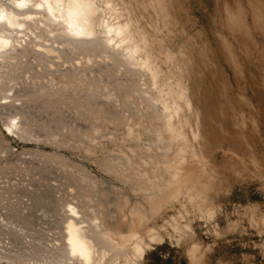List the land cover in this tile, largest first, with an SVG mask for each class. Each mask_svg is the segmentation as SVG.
Instances as JSON below:
<instances>
[{"label": "bare ground", "instance_id": "1", "mask_svg": "<svg viewBox=\"0 0 264 264\" xmlns=\"http://www.w3.org/2000/svg\"><path fill=\"white\" fill-rule=\"evenodd\" d=\"M173 1L0 0L7 130L88 154L109 139L114 149L103 147L101 170L149 203L128 214L130 197L116 183L106 181L113 194L107 185L93 194V180L73 177L86 205L64 207L58 237L0 262L38 264L36 256L42 264H143L153 244L169 238L193 241L189 257L204 264L193 221L216 219L213 195L247 180L264 190V108L245 90L230 92L208 50L180 28ZM215 5L232 36L218 33L226 60L244 87L264 96V0ZM112 77L113 85L104 84ZM48 108L45 122L31 116ZM65 109L83 124L63 118ZM246 210L252 225L264 226L257 205Z\"/></svg>", "mask_w": 264, "mask_h": 264}, {"label": "rangeland", "instance_id": "2", "mask_svg": "<svg viewBox=\"0 0 264 264\" xmlns=\"http://www.w3.org/2000/svg\"><path fill=\"white\" fill-rule=\"evenodd\" d=\"M229 2L232 4V0ZM173 13L180 28L192 37L195 45L208 50V55L228 81L230 92L238 94L245 90L255 105L264 108V96L254 94L250 87H244V80L235 74L225 58L218 33L231 40L232 36L222 11L216 9L215 0H174ZM113 81L112 77L104 84L110 86ZM74 112L62 110V117L82 125ZM52 113L53 108L38 112L32 110L31 116L45 122L52 118ZM4 122L0 117V255H28L43 244L47 236H59L64 207L77 203L80 207L86 205V200L78 199L73 192V177L86 180L88 176L93 180L95 183L89 184L93 194L103 191L106 185L111 193L114 186L108 182L116 183L118 189L130 197L128 214L139 203L149 206L143 196L132 193L128 185L101 170L103 147L114 149L109 139L102 138V145L88 154L83 148L76 149L44 136H17L7 130ZM40 130L37 133L41 135ZM118 130L120 136H124L125 128ZM89 146L87 142L83 145ZM59 157H64V161L58 160ZM217 157L221 159L222 153L219 152ZM261 187V183L255 180L237 181L233 189L225 188L213 195V203L218 207L215 220L205 222L197 218L193 221L195 241L202 246L198 254L203 256L204 264H264V226L252 225L250 214L246 212L247 207L257 205L258 210L254 214L264 215V190ZM171 213L168 210L165 215ZM231 223L236 224L232 229L229 228ZM192 245L191 240L177 244L167 238L161 244H153L143 264H193L188 253ZM34 257L38 264H42L38 259L40 257ZM6 263V260L0 262Z\"/></svg>", "mask_w": 264, "mask_h": 264}, {"label": "crops", "instance_id": "3", "mask_svg": "<svg viewBox=\"0 0 264 264\" xmlns=\"http://www.w3.org/2000/svg\"><path fill=\"white\" fill-rule=\"evenodd\" d=\"M238 0H232V4H237Z\"/></svg>", "mask_w": 264, "mask_h": 264}]
</instances>
